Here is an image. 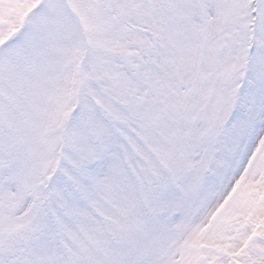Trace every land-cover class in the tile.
I'll return each instance as SVG.
<instances>
[{
    "label": "snow or ice",
    "instance_id": "1",
    "mask_svg": "<svg viewBox=\"0 0 264 264\" xmlns=\"http://www.w3.org/2000/svg\"><path fill=\"white\" fill-rule=\"evenodd\" d=\"M0 264H264V0H0Z\"/></svg>",
    "mask_w": 264,
    "mask_h": 264
}]
</instances>
